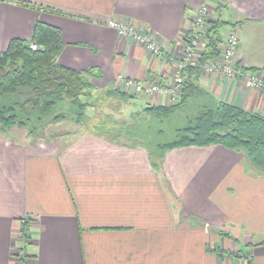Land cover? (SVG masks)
I'll list each match as a JSON object with an SVG mask.
<instances>
[{
  "label": "crops",
  "instance_id": "obj_1",
  "mask_svg": "<svg viewBox=\"0 0 264 264\" xmlns=\"http://www.w3.org/2000/svg\"><path fill=\"white\" fill-rule=\"evenodd\" d=\"M203 3L209 18L237 28L241 66L264 74V0H0V51L30 38L40 20L61 29V64L100 70L95 91H126L124 77L173 84L170 52L181 51ZM111 19L151 29L166 54L121 36ZM199 80L264 115V96L241 78L202 71ZM74 125L34 139L20 127L0 133V264H17L25 218L27 264H264V238L255 240L264 237V175L244 151L178 147L155 167L145 148Z\"/></svg>",
  "mask_w": 264,
  "mask_h": 264
},
{
  "label": "trees",
  "instance_id": "obj_2",
  "mask_svg": "<svg viewBox=\"0 0 264 264\" xmlns=\"http://www.w3.org/2000/svg\"><path fill=\"white\" fill-rule=\"evenodd\" d=\"M27 4V3H24ZM204 59L219 54L223 19H211ZM37 44L34 49L32 44ZM65 43L60 27L37 21L30 38H12L0 51V133L12 127L27 130L34 138L63 120L85 126L111 142L141 146L155 167L167 151L187 146L220 144L246 153L250 163L264 175V115L217 98L200 83L201 67H188L177 100L146 103L124 118L94 108L98 68L77 70L58 60ZM107 98L126 102L137 95L120 88L103 90ZM24 245L18 255L29 256L32 233L28 218L22 221Z\"/></svg>",
  "mask_w": 264,
  "mask_h": 264
},
{
  "label": "built area",
  "instance_id": "obj_3",
  "mask_svg": "<svg viewBox=\"0 0 264 264\" xmlns=\"http://www.w3.org/2000/svg\"><path fill=\"white\" fill-rule=\"evenodd\" d=\"M212 13L211 6L203 3L194 8L190 18V30L183 39L181 51L170 52L173 70V84H162L159 80L150 82L136 77H124L123 84L127 92L141 94L148 97L160 94H170L172 99L177 97L178 89L185 80L184 71L188 67H201L202 71L218 74L227 78H241L248 88H256L264 96V74L258 70H246L241 66L239 49L240 37L237 28L228 26L222 31L223 41L219 48V54L214 58L204 59L208 33L211 27L209 15ZM115 28L121 36L130 37L143 45L152 55L163 56L164 47L156 39L154 32L144 25H137L131 21L110 20L108 23ZM32 47L37 48L33 43ZM19 253V252H18ZM17 264H27L26 260L20 259L17 254Z\"/></svg>",
  "mask_w": 264,
  "mask_h": 264
},
{
  "label": "rangeland",
  "instance_id": "obj_4",
  "mask_svg": "<svg viewBox=\"0 0 264 264\" xmlns=\"http://www.w3.org/2000/svg\"><path fill=\"white\" fill-rule=\"evenodd\" d=\"M132 23H134V22H132ZM134 24H136V23H134ZM228 25H229V23L224 24V27H222V31H224L228 27ZM179 90H180V88L178 89L177 97L172 99V101L177 100V98L179 96ZM123 91H125V90H123ZM94 93H95V98L93 99L94 108H90L89 115L93 114V111H96V112L99 111V113H100V110H102V112H104V113H107V112L116 113L115 115L118 118L121 119V118L126 117L128 115V113L130 112V110L141 108L144 105V102H143V100H142V98L140 96L132 98L130 101L124 102V101H122V100H120L119 98H116V97L115 98H110V99L105 97V95L102 94L103 90H96ZM130 94L134 95V93H130ZM135 95H141V94H135ZM145 96H146V94H145ZM171 97H172V95H171ZM74 124H76V123H73L72 121H68V120H63V121H60L58 123L52 124L46 129L45 135L47 137H49L53 133L54 134H56V133H61L62 134V131H59V130L72 129V128L75 127ZM25 131L27 132L26 129H25ZM6 134H9V133H6ZM54 134H53V136H54ZM27 135H28V133H27ZM9 136H11V134ZM262 238H264V237L259 235V236L255 237V240L258 241V240H260ZM241 240L243 241V238H241ZM244 245L245 244L243 242V246Z\"/></svg>",
  "mask_w": 264,
  "mask_h": 264
}]
</instances>
